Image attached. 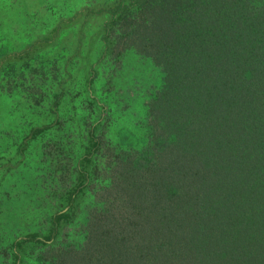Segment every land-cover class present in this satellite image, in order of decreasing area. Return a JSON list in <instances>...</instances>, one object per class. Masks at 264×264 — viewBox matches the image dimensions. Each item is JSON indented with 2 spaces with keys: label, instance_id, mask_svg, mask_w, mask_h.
<instances>
[{
  "label": "trees",
  "instance_id": "16d2710c",
  "mask_svg": "<svg viewBox=\"0 0 264 264\" xmlns=\"http://www.w3.org/2000/svg\"><path fill=\"white\" fill-rule=\"evenodd\" d=\"M112 26L163 74L164 143L55 264H264V0H122Z\"/></svg>",
  "mask_w": 264,
  "mask_h": 264
},
{
  "label": "rangeland",
  "instance_id": "374dc122",
  "mask_svg": "<svg viewBox=\"0 0 264 264\" xmlns=\"http://www.w3.org/2000/svg\"><path fill=\"white\" fill-rule=\"evenodd\" d=\"M121 2L0 0V264L81 250L164 143L149 111L163 74L120 46Z\"/></svg>",
  "mask_w": 264,
  "mask_h": 264
}]
</instances>
